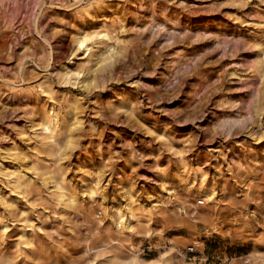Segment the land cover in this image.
Listing matches in <instances>:
<instances>
[{
    "label": "rangeland",
    "instance_id": "obj_1",
    "mask_svg": "<svg viewBox=\"0 0 264 264\" xmlns=\"http://www.w3.org/2000/svg\"><path fill=\"white\" fill-rule=\"evenodd\" d=\"M0 264H264V0H0Z\"/></svg>",
    "mask_w": 264,
    "mask_h": 264
},
{
    "label": "bare ground",
    "instance_id": "obj_2",
    "mask_svg": "<svg viewBox=\"0 0 264 264\" xmlns=\"http://www.w3.org/2000/svg\"><path fill=\"white\" fill-rule=\"evenodd\" d=\"M46 130L51 131V127L50 126H46ZM56 179V178H55ZM62 181V180H61ZM59 183V182H58ZM62 183V182H61ZM201 184V183H200ZM97 185V184H96ZM87 187V188H86ZM86 192L88 194V196H92V194L95 193V189L96 187L93 186L92 184H89L88 186H86ZM164 188V186H163ZM60 192L58 194L57 197V202L60 206H62L63 208H75L77 207L79 198L76 194L75 191L68 189L67 187L60 185L59 188ZM170 191V190H169ZM213 195V194H212ZM211 198V197H210ZM133 203L134 201L132 200L128 205H127V210H128V217L125 218L123 212L121 211V209L117 208L116 209V213L114 215V217L116 218L115 220H118L120 222H127V228L131 231L132 229H134L135 225H138L141 223L140 219L138 218V216H136V213L133 209ZM156 203V202H155ZM163 204V203H162ZM143 206V205H142ZM126 207V206H125ZM126 224V223H125Z\"/></svg>",
    "mask_w": 264,
    "mask_h": 264
},
{
    "label": "built area",
    "instance_id": "obj_3",
    "mask_svg": "<svg viewBox=\"0 0 264 264\" xmlns=\"http://www.w3.org/2000/svg\"><path fill=\"white\" fill-rule=\"evenodd\" d=\"M199 204H202V202L199 201Z\"/></svg>",
    "mask_w": 264,
    "mask_h": 264
}]
</instances>
